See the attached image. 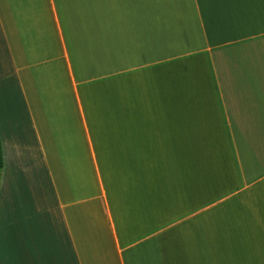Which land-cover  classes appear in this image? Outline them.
<instances>
[{"label":"crops","instance_id":"obj_1","mask_svg":"<svg viewBox=\"0 0 264 264\" xmlns=\"http://www.w3.org/2000/svg\"><path fill=\"white\" fill-rule=\"evenodd\" d=\"M0 264H264V0H0Z\"/></svg>","mask_w":264,"mask_h":264},{"label":"trees","instance_id":"obj_2","mask_svg":"<svg viewBox=\"0 0 264 264\" xmlns=\"http://www.w3.org/2000/svg\"><path fill=\"white\" fill-rule=\"evenodd\" d=\"M2 168V151H1V145H0V172Z\"/></svg>","mask_w":264,"mask_h":264}]
</instances>
